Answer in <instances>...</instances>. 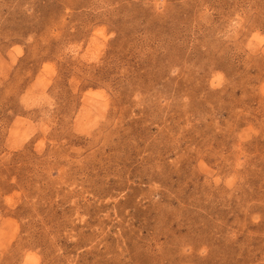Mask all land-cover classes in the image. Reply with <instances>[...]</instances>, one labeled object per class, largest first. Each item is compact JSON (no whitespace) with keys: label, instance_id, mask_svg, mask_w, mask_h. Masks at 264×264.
I'll use <instances>...</instances> for the list:
<instances>
[{"label":"rangeland","instance_id":"obj_1","mask_svg":"<svg viewBox=\"0 0 264 264\" xmlns=\"http://www.w3.org/2000/svg\"><path fill=\"white\" fill-rule=\"evenodd\" d=\"M0 264H264V0H0Z\"/></svg>","mask_w":264,"mask_h":264}]
</instances>
